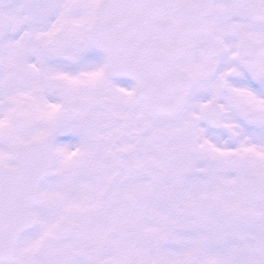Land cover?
<instances>
[{
    "label": "snow or ice",
    "instance_id": "snow-or-ice-1",
    "mask_svg": "<svg viewBox=\"0 0 264 264\" xmlns=\"http://www.w3.org/2000/svg\"><path fill=\"white\" fill-rule=\"evenodd\" d=\"M0 264H264V0H0Z\"/></svg>",
    "mask_w": 264,
    "mask_h": 264
}]
</instances>
